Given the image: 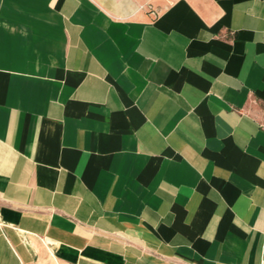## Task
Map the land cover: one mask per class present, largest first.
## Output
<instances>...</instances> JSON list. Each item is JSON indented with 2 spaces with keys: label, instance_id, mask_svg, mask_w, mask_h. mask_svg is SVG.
I'll list each match as a JSON object with an SVG mask.
<instances>
[{
  "label": "crops",
  "instance_id": "1",
  "mask_svg": "<svg viewBox=\"0 0 264 264\" xmlns=\"http://www.w3.org/2000/svg\"><path fill=\"white\" fill-rule=\"evenodd\" d=\"M0 0V264H264V0Z\"/></svg>",
  "mask_w": 264,
  "mask_h": 264
},
{
  "label": "built area",
  "instance_id": "2",
  "mask_svg": "<svg viewBox=\"0 0 264 264\" xmlns=\"http://www.w3.org/2000/svg\"><path fill=\"white\" fill-rule=\"evenodd\" d=\"M146 4L145 6H147L149 9H152L151 11L155 12V9H153V4H152V0H145ZM0 223H1V219H0Z\"/></svg>",
  "mask_w": 264,
  "mask_h": 264
}]
</instances>
